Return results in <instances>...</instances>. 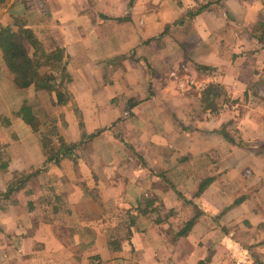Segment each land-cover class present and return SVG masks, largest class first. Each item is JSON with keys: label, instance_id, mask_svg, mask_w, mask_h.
Instances as JSON below:
<instances>
[{"label": "crops", "instance_id": "crops-1", "mask_svg": "<svg viewBox=\"0 0 264 264\" xmlns=\"http://www.w3.org/2000/svg\"><path fill=\"white\" fill-rule=\"evenodd\" d=\"M42 1L24 27L68 57L57 127L76 146L46 161L5 65L0 264H264V0ZM41 87L23 91L54 99ZM174 216L192 223L169 243Z\"/></svg>", "mask_w": 264, "mask_h": 264}, {"label": "rangeland", "instance_id": "rangeland-1", "mask_svg": "<svg viewBox=\"0 0 264 264\" xmlns=\"http://www.w3.org/2000/svg\"><path fill=\"white\" fill-rule=\"evenodd\" d=\"M15 1L16 0H14V2ZM20 1L22 6L20 4H15L16 7L14 9L18 10L21 9L20 7H22L26 15L21 14L18 11H16L15 13H10L9 10L7 9L4 10L5 7H3V5L6 3L5 2L0 3V25L9 24L8 26H10L13 30L17 31L22 26L26 27V25H32L36 21L38 22L41 18L46 16V11H45L46 4L44 5L42 0H20ZM28 30H31L30 33H32V36H30L28 39L29 41H32V38L34 39V36L35 37L37 36V38L42 42V46L45 48V52L48 53V51L50 50L51 51L49 55L44 57V59L42 57V59H38L36 61V50L38 51V54H40L43 48L38 47L37 49L34 43L30 46V48H27V51L33 60V62L31 63L30 71L29 73H27V75L28 77H32L34 82L31 83L33 84L34 83L36 84L38 82H46V86H44V89L52 92V94L54 92L53 95L55 97L53 99L52 95H47V94L37 95L36 93H34L35 90L29 91L28 89L23 91V86H21L20 76L18 77L17 80H15V75L13 73L11 74V71H8L9 72L7 75L8 80H5V78L2 79L3 80L2 87H7L9 85L8 82H11L14 86L20 87L22 89L20 96L18 97L21 100L22 105L19 112H17V114L20 113V115L24 116V114H27V112H29V115L34 114L36 116L35 125L33 124L34 127L33 129L34 131H38L41 133L43 137V143L46 147V154L47 156H50L52 154H55V152L59 148V144L62 139L57 126L60 124L61 125L65 124L64 112L59 111L57 106L65 105L66 103H68L69 98L70 99L72 98V96L68 91V85L71 83V79L69 76L72 75L70 73V70L68 69V57L65 55L64 50L62 51L58 49L57 46L58 39L53 37L50 33H48L47 35L46 34L42 35L41 32L40 33L36 32L33 29H30V27H28ZM261 36L264 37V31ZM55 48L58 50H56ZM0 57H2L3 59L1 49H0ZM60 57L61 60L59 61ZM64 62H65L64 65L65 67L63 68ZM5 65H6L5 62L0 63V71L4 69ZM41 88H43V86ZM58 91L61 92V96L64 100L67 99L65 104H60L57 102L56 92ZM23 106L25 107L28 106L30 108V111H26L22 109ZM0 121L1 123L6 122L5 117L4 116L0 117ZM0 150H1V145H0ZM0 153L2 154L1 151ZM5 161L7 162V160ZM24 176H25L24 173H17L14 177L15 182L20 184L26 182L23 181ZM27 183H28V179H27ZM1 195L3 196V193ZM173 219L174 220L168 225L170 226V228H167V225L166 227H164L163 225L162 226L160 225V227L158 226V231L159 230L161 231L159 235L161 236V238H165L169 243L171 241L172 242L175 241L173 240V238H171L172 236L171 230H173L176 227L177 228L179 227L178 229H180V226L187 227L186 226L187 223H182L178 216H174ZM167 234L169 235L170 239H167ZM114 241L116 240L114 239ZM159 247H164V244L162 242H158L157 245L154 247L155 250L153 251V256L154 257L157 256L156 259H158L159 255L161 256L162 254L159 252ZM209 252L205 256V258L201 260L203 262L202 264H206V261L210 257Z\"/></svg>", "mask_w": 264, "mask_h": 264}, {"label": "trees", "instance_id": "trees-1", "mask_svg": "<svg viewBox=\"0 0 264 264\" xmlns=\"http://www.w3.org/2000/svg\"><path fill=\"white\" fill-rule=\"evenodd\" d=\"M5 0H0V3L4 2ZM31 36L30 30L22 26L17 31L13 30L10 26H2L0 25V49L2 51L3 59L8 67V69L15 75V80L18 79L20 76L21 78V86L26 87L27 85L31 84V82H34L32 77H28L27 73H29L32 63V58L30 54L27 51L26 47V41ZM61 60V57L59 58V61ZM65 62L63 64V68L65 67ZM45 80V79H44ZM41 86H46V82H40ZM56 98L57 102L60 104H65L67 101L64 100L61 96V92H56ZM24 110L30 111V108L28 106H23ZM26 123L30 124L33 127V124L35 125V118L32 116V114L29 115V112L27 114H24L23 116ZM34 128V127H33ZM76 144H67L62 139L59 144V148L55 152V154H52L50 156H47L46 161H52L58 160L59 155L64 156L68 154V152L71 151L72 148H74ZM3 154L0 153V167L2 170L4 167H6V161L3 159ZM4 163V166H3ZM32 173L25 174L23 177V181L30 179ZM15 177V176H14ZM15 179V178H14ZM20 183H16L15 180L11 182L6 189V191L3 193V196H8L15 188H19ZM191 225V221H188L186 226L187 228ZM185 230V229H184ZM203 262L200 261L198 264H202Z\"/></svg>", "mask_w": 264, "mask_h": 264}]
</instances>
